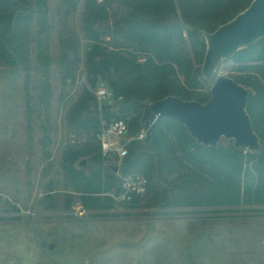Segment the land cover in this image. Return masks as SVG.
<instances>
[{
    "label": "rangeland",
    "instance_id": "374dc122",
    "mask_svg": "<svg viewBox=\"0 0 264 264\" xmlns=\"http://www.w3.org/2000/svg\"><path fill=\"white\" fill-rule=\"evenodd\" d=\"M84 1L21 0L27 20L18 39L0 40V264H264V172L257 155L243 151L217 171H197L193 185L184 168L150 189L141 177L113 172L110 167L121 164L100 154L93 130L69 120L86 92L98 111L104 103L118 110L111 95L97 98L98 90L107 91L104 83L95 89L89 84ZM173 1L175 14L163 11V18L186 32L182 54L201 73L205 42ZM133 2L106 0L107 20L94 28H113ZM101 38L109 50L125 43L122 34ZM250 64L242 55L221 62L212 81L200 79L191 97L207 99L217 76L256 77L264 85ZM245 89L256 96L252 86ZM92 109H78V118L85 121ZM142 113L133 115L141 122ZM254 116L264 137V120ZM142 129L130 130L123 143L139 140ZM232 145L218 143L226 156ZM86 150V156L70 159ZM82 161L86 167L79 166Z\"/></svg>",
    "mask_w": 264,
    "mask_h": 264
},
{
    "label": "trees",
    "instance_id": "16d2710c",
    "mask_svg": "<svg viewBox=\"0 0 264 264\" xmlns=\"http://www.w3.org/2000/svg\"><path fill=\"white\" fill-rule=\"evenodd\" d=\"M20 1L0 0L1 42L8 43L9 40L18 39L21 22L27 20L21 18ZM132 1H134L132 9L126 18L116 22L113 28L106 27L104 29L101 25H99V29L94 27L100 21L107 20L106 0L99 3H96V0L84 1L86 14L83 32L88 41L86 61L89 84L95 89L99 85L98 83H104L109 95L116 99L118 108L117 112H114L108 104L104 103L98 111L97 106L93 103L92 95L86 92L78 109L82 107L85 109L90 104H93V109L86 115L85 121H81L82 119L78 118L79 114L76 113L78 109L75 107L70 113L69 120L76 126H80L83 122V128L93 130L95 137L102 126H107L117 120H122L126 124V119L131 120L127 124L129 133L134 128L139 129L142 126L140 118L134 117L133 114L143 110L152 102L165 99L166 96L202 104L210 100L211 87L206 95L207 99L201 96H197L196 99L191 97L190 90L194 91L199 86L201 88L199 80H204L201 77L200 69H194L186 55L182 54L186 32L184 33L177 24H169L163 18L164 14H175V1ZM177 1H179L180 15L183 21L191 26L199 27L196 32L204 42L202 32L212 34L219 25L228 23L247 8L253 0ZM163 11L166 12L163 14ZM106 33L122 34L125 43L115 42L114 47L109 50L101 38ZM187 34L186 37H190L191 46L195 49L197 40H194V35L189 31ZM203 47L205 48L204 43ZM2 49H4V44L1 45ZM240 55L243 56L244 62L251 63L247 68H252L264 82V38L249 48L237 52L231 59ZM92 56L97 58L96 62ZM141 56L144 58L142 62L138 60ZM179 75L183 76L182 81L179 80ZM232 80L244 88L249 85L255 90L256 96L248 95L249 102L246 111L249 113L259 144H261V151L260 153L247 151V154L249 156L257 155L256 164L262 163L264 172V160H261L264 156V137L259 135L255 128L256 119L254 116L255 112L258 118L264 120V85L256 77L251 79L233 78ZM145 101H149L148 105ZM153 130L150 137L146 136L142 142L134 139L126 145L128 155L120 161L121 165L118 170L121 175H131L133 178L138 176L147 180L150 189H155L159 182H167V177L176 173L178 175V172L184 168L188 172L185 178L192 180L193 185L197 171H217L216 168L219 165L227 163L228 160L230 161L231 158L239 156L243 152L232 145L231 154L226 156L219 146L214 149L197 145L183 125L167 118L159 122ZM96 144L101 154L97 141ZM137 146L142 148L138 149ZM86 153H88L87 150L75 153L70 159L86 156ZM241 168V164L238 165L235 162L234 169L241 171ZM111 179V177H107L106 180L110 187H115Z\"/></svg>",
    "mask_w": 264,
    "mask_h": 264
},
{
    "label": "water",
    "instance_id": "95a60500",
    "mask_svg": "<svg viewBox=\"0 0 264 264\" xmlns=\"http://www.w3.org/2000/svg\"><path fill=\"white\" fill-rule=\"evenodd\" d=\"M206 52L201 77L211 82L221 62L229 61L237 52L264 38V0H253L233 19L218 26L212 34L202 32ZM249 92L234 80L217 76L210 89V100L202 104L166 96L143 109L141 124L150 137L154 127L164 119L183 125L197 145L217 148L221 139L234 147L260 153L261 144L246 111ZM86 167L85 161L79 163ZM117 173L119 168L111 167ZM55 246L49 245V250Z\"/></svg>",
    "mask_w": 264,
    "mask_h": 264
},
{
    "label": "built area",
    "instance_id": "2783aa9c",
    "mask_svg": "<svg viewBox=\"0 0 264 264\" xmlns=\"http://www.w3.org/2000/svg\"><path fill=\"white\" fill-rule=\"evenodd\" d=\"M109 94L103 88L98 90L97 98L108 97ZM129 131L127 124L122 120L110 123L107 126H102L99 132L96 134V141L101 150V155L106 159L114 162H120L128 155L126 144L123 143L127 137ZM146 132L141 130V134L138 136L139 140H144ZM130 185V184H129Z\"/></svg>",
    "mask_w": 264,
    "mask_h": 264
}]
</instances>
